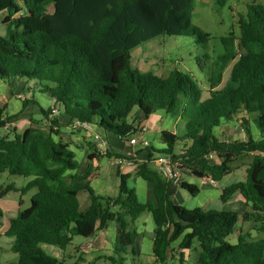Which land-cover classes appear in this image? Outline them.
I'll return each instance as SVG.
<instances>
[{"label": "trees", "instance_id": "trees-1", "mask_svg": "<svg viewBox=\"0 0 264 264\" xmlns=\"http://www.w3.org/2000/svg\"><path fill=\"white\" fill-rule=\"evenodd\" d=\"M228 1L218 0L217 5L224 7ZM194 4L195 0H0V13L8 14L9 24L6 35H0V80L31 83L33 90L62 107L71 122L95 125L118 139L136 132L128 122L135 109L143 121L158 111L182 109L183 133L162 132L166 148L160 153L172 154L178 142L190 141L185 164L193 166L197 178L216 182L232 173L238 158L251 155L246 180L226 188L221 201L240 193L249 207L244 221L260 223L264 234V7L248 5L238 21L240 36L222 38V51L208 58L212 63L205 98L197 80L177 69L163 77L141 73L132 65V52L156 38L200 37L192 24ZM237 47L243 52L230 71L229 83L218 89L224 70L237 56ZM31 103L26 100L24 106ZM53 116L52 109L42 110L47 127L33 119L22 134L14 129L0 136V175L8 172L30 179L22 194L36 190L30 206L10 220L7 236L13 239L11 251L18 257L14 264H65L42 246L64 251L75 237L87 239L112 221L119 224L114 253L121 256L135 244L137 222L145 213L152 215L155 224L152 253L157 264L169 263L172 243L186 231L181 260L197 241L200 264H264V237L229 242L238 213L175 205L170 184L146 165L145 174L156 182L158 205L154 207L137 202L126 175L119 174L116 198L99 197L82 177L68 176L78 165L69 145L55 140L62 124ZM8 121L0 109V129ZM232 121L240 123L245 142L216 138L215 129ZM252 124L262 136L259 141L253 137ZM210 153L220 164L207 159ZM108 157L124 159L112 152ZM71 180L79 188L72 187ZM180 187L191 195L198 193L194 185L183 182ZM11 190L7 187L0 197ZM79 191L90 196L84 212Z\"/></svg>", "mask_w": 264, "mask_h": 264}, {"label": "crops", "instance_id": "crops-1", "mask_svg": "<svg viewBox=\"0 0 264 264\" xmlns=\"http://www.w3.org/2000/svg\"><path fill=\"white\" fill-rule=\"evenodd\" d=\"M152 56L150 52L146 53L145 48L143 49L142 47H139L135 49L132 52L133 67L142 72H151V69L149 68H151L150 65H152ZM154 74L158 75L157 73ZM223 81L218 89L226 87L222 86ZM30 85L31 83L19 79H14L11 82L0 80V109L4 111V117L9 119L8 124L15 125L17 132L22 134L30 127L33 117H41L42 110L46 111L55 109L57 113L51 118H58L62 124L59 136L55 137V140L62 141L69 145V149L75 154V161L78 165V168L70 172L68 176L82 177V180L87 183L99 197L116 198L119 195V174L126 175L128 177L127 184L133 189L136 200L139 204L149 207L158 205L155 179L153 176L145 174L143 166L146 165L150 171H154L166 181V179L156 171L154 159L156 158V155L161 154V150L166 148L161 136L162 132L182 135L184 130V123L181 121L182 109L179 108L172 113L158 111L147 121H143L138 110L135 109L129 116L128 122L134 125L136 132L131 133L126 139H118L105 134L95 125H93L92 131H87L83 128H75L74 123L63 114L62 107H59L47 96L39 94L35 90H29ZM29 98L32 99L34 103L28 104L25 107L24 101ZM41 118V122L36 121L37 124H39L38 126L47 127L49 121L43 117ZM139 125H141L140 128ZM143 127H146L147 131L144 135H141L140 130ZM3 130L6 131L5 128ZM19 131H21V133ZM252 132L256 141L261 140L262 136L255 128L254 124H252ZM215 136L220 141L226 143H239L247 140L238 121L223 123L215 129ZM132 137L145 139L150 143V146L146 149H143L140 146L132 147L129 144V140ZM90 139H93L96 143L94 147L89 146ZM182 143L188 147H191L192 145L188 140L180 141L175 145L173 154L178 155L181 152H185L180 150V145ZM108 152L123 156L124 159L121 161H132L135 166H123L120 168L117 165V160L120 159L115 157L109 158ZM213 162L220 164L217 160H213ZM250 163L251 161L239 164H237L236 161L234 162L231 174L241 173V175L239 174V181L236 183L244 182L246 180V171ZM182 180L185 183L194 185L198 189V193L196 195H191L181 187L169 183V195L175 205L184 207L188 210L200 208L204 212L228 211L238 213L239 220L235 227V231L228 238L231 244H237L239 238L246 237L249 240L257 241L264 237L262 236L257 239H252L250 234L253 231L247 230V224H250L251 222L244 221V214L249 212V207L247 201L240 193H235L225 203L221 201L223 191L236 183L221 187L222 180L216 182L217 185L213 186L210 182L197 178L190 171L183 174ZM29 181L30 179L26 178L22 185L15 182L11 187L12 190L1 197V201L8 204L0 207V218H7L6 221H8L9 226L10 220L14 219L22 208L30 206L31 198L36 190L33 189L28 193L22 194V189L29 183ZM70 184L74 188H79V184L72 180L70 181ZM9 186L11 185H8L7 187ZM6 188H0L1 192L6 190ZM12 194L14 196L11 201ZM187 195H191L192 198H188ZM78 200L80 211H86L91 202L89 194L86 191H79ZM21 203L22 207L20 206ZM219 205L222 207L221 210H215ZM255 224L256 229L258 230L262 227L260 223ZM238 226L239 229L237 230ZM154 229L155 224L152 215L150 213L143 214L137 222L138 235L135 244L122 253L121 256H116L114 253V245L119 232V224L114 221L110 222L105 229L96 231L87 239H77L75 237L71 245L64 251L53 246H50L49 253H47L44 248L43 250L47 254L64 261L65 264L67 262L70 264H75L77 262L83 264H116L115 260H122L123 264H157L156 258L152 253ZM3 231V227L0 225V234ZM187 233L188 231L172 243L171 253L173 254V257L170 261L177 260V257H179L180 264L187 262L186 254L188 253H184V259L181 260L182 250L180 248ZM232 236H235V238H232L233 240L231 239ZM196 242L197 241H194L192 250L197 253V259L199 262L201 248L198 242V245H196Z\"/></svg>", "mask_w": 264, "mask_h": 264}, {"label": "rangeland", "instance_id": "rangeland-1", "mask_svg": "<svg viewBox=\"0 0 264 264\" xmlns=\"http://www.w3.org/2000/svg\"><path fill=\"white\" fill-rule=\"evenodd\" d=\"M218 0H195L194 13L192 17V24L198 30L200 37L198 36H161L148 43L143 44L141 47L146 49V53H151L152 65H150L151 72L157 73L163 77H167L173 70L177 69L181 73L187 75L193 80H197V84L203 91V98L207 97L209 92L208 78L210 75V66L212 60L208 58H215L222 49V38L229 37L233 35L235 38L240 36V30L238 26V21L241 16H245L247 12V6L250 4L261 5L264 7V0H229L224 7H219L217 5ZM8 14L6 12L0 13V35H6L8 29ZM208 34V37L205 35ZM237 44V42H236ZM243 51L237 47V56L231 61L227 68L223 72V87L227 86L230 78V71L234 63L238 60V55ZM155 53V54H154ZM158 53V55H157ZM204 70V71H203ZM140 71V70H139ZM141 73H147L142 72ZM29 90H33L32 85H30ZM32 101V99H27ZM35 121H42V118L38 116L33 117ZM16 129L15 125H9L6 131L0 129V136L6 133L12 134ZM21 133V131H19ZM91 147H94L96 143L93 139L89 141ZM180 150L188 152V146L183 143L180 145ZM252 161V156H244L238 158L236 163ZM193 166L191 164H185V172H192ZM191 174V173H190ZM241 173L231 174L227 176L223 181V186H228L230 184L239 181ZM24 177L12 176L8 172L0 175V188L4 189L8 185H14L18 183L22 185L25 182ZM1 192V190H0ZM13 194L12 199L13 200ZM188 198H192L191 195H187ZM0 197V207L8 204L1 201ZM221 206L215 210H221ZM7 218H0V225L3 227V232L0 234V264H14L17 262L18 257L11 251L12 238L7 236L10 229L8 225ZM259 225V224H257ZM246 226V225H245ZM239 226L237 227V230ZM247 230L251 232L252 239H257L264 236L258 229H256V224L251 222L247 224ZM81 239L80 237H76ZM235 238V236H232ZM233 240V239H232ZM196 245L198 243L196 242ZM42 248L49 253L50 246L43 245ZM186 261L184 264H200L197 259V253L191 250L186 254ZM66 264H70L67 262ZM168 264H180L179 257L177 260L170 261Z\"/></svg>", "mask_w": 264, "mask_h": 264}, {"label": "built area", "instance_id": "built-area-1", "mask_svg": "<svg viewBox=\"0 0 264 264\" xmlns=\"http://www.w3.org/2000/svg\"><path fill=\"white\" fill-rule=\"evenodd\" d=\"M241 54L238 55L240 57ZM53 115L57 113L55 109H52ZM10 124H7L6 128H9ZM74 127L75 128H83L87 131H92L93 125L88 124V123H80L78 121L74 122ZM147 131L146 127H143L140 130V134L144 135ZM129 144L132 147L135 146H140L143 149H146L150 146V143L145 140V139H137L132 137L129 140ZM186 154V152H181L178 155L176 154H166V153H161L156 155V158L154 159V166L156 171L162 175L166 181L174 186L180 187L181 184L183 183L182 177L184 174L185 170V161L183 159V156ZM207 159L210 161L216 160V156L214 153H210L207 156ZM117 165L121 168L123 166H135V164L132 161H121L117 160ZM203 181L210 182L213 186H216L217 183L214 181L212 178H202Z\"/></svg>", "mask_w": 264, "mask_h": 264}]
</instances>
